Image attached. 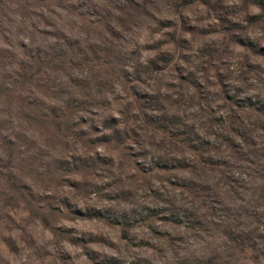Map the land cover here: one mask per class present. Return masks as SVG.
<instances>
[{
    "label": "clouds",
    "instance_id": "9594fccd",
    "mask_svg": "<svg viewBox=\"0 0 264 264\" xmlns=\"http://www.w3.org/2000/svg\"><path fill=\"white\" fill-rule=\"evenodd\" d=\"M0 264H264V0H0Z\"/></svg>",
    "mask_w": 264,
    "mask_h": 264
}]
</instances>
